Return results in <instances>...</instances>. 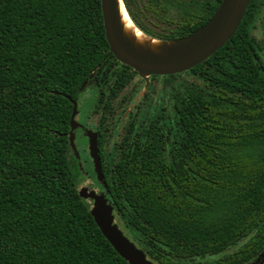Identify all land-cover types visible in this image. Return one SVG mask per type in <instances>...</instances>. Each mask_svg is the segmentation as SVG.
Segmentation results:
<instances>
[{
	"label": "trees",
	"instance_id": "trees-1",
	"mask_svg": "<svg viewBox=\"0 0 264 264\" xmlns=\"http://www.w3.org/2000/svg\"><path fill=\"white\" fill-rule=\"evenodd\" d=\"M140 1L123 0L145 29ZM147 2L167 25L151 33L170 41L220 0ZM136 76L109 51L100 0H0V264H128L79 195L85 180L154 264L264 254V0L202 63L146 85ZM87 90L103 182L84 137L79 158L69 143L71 99Z\"/></svg>",
	"mask_w": 264,
	"mask_h": 264
},
{
	"label": "water",
	"instance_id": "water-1",
	"mask_svg": "<svg viewBox=\"0 0 264 264\" xmlns=\"http://www.w3.org/2000/svg\"><path fill=\"white\" fill-rule=\"evenodd\" d=\"M249 1L220 0L213 14L199 28L179 39L162 40L164 44L160 53L137 47L124 35L119 23L118 11L119 3L125 8L123 0H100V6L109 51L117 61L131 67L138 76L144 78L146 85L150 75L163 76L182 73L210 57L236 32ZM86 82L82 84V87ZM71 102L72 111L68 136L70 146L75 156L79 158V152L74 142V129L80 125L76 120L78 113L77 98L71 99ZM86 135L94 173L97 180L103 182L104 175L100 162L98 133L88 129ZM79 195L84 199L91 200L90 213L95 223L114 250L128 264H154L146 257L145 252L127 237L118 226L115 221L114 207L104 192H96L95 189L84 186L80 189Z\"/></svg>",
	"mask_w": 264,
	"mask_h": 264
},
{
	"label": "flooded vegetation",
	"instance_id": "flooded-vegetation-1",
	"mask_svg": "<svg viewBox=\"0 0 264 264\" xmlns=\"http://www.w3.org/2000/svg\"><path fill=\"white\" fill-rule=\"evenodd\" d=\"M149 5H148V2H147V0H145V1H143V0H141L139 3H137V7L135 6L134 7V12L136 13V16L138 17V19L140 20V22L143 24V25H145L146 26V28L144 29V28H142L134 19H133V17H132V15L130 14V12L127 10V13H128V15L130 16V18H131V20L134 22V24L141 30V31H143L144 33H146L147 35H149V36H151V37H153V38H156V39H160L159 37H157V36H155V35H153L151 32L153 31V32H163L164 30H166L167 29V25L164 23V21H162V20H160L159 18H157V17H155L154 16V13H153V11L151 10V9H149V7H148ZM126 8V7H125ZM148 13V14H147ZM146 15H149V16H151L152 18H154L157 22H159V23H162L163 24V30H155L153 27H150L149 25H147L146 23H144L143 21H142V19L140 18L141 16L143 17V16H146ZM157 78H156V77ZM137 77V79H136V81L138 80L139 81V79H140V76H136ZM160 79V75H150L149 77H148V79L150 80V81H154V80H156V79ZM140 94V93H139ZM152 94H153V92H152ZM138 95V94H137ZM142 97V95H138V97H137V101L140 99ZM151 99H152V101H153V103H155V104H157L158 103V101L157 100H155L154 98H153V96L150 98V100L149 101H151ZM78 100V99H77ZM78 105V104H77ZM133 105L134 104H132V105H130L129 107H128V109H130L131 107H133ZM79 108H78V113H77V115H76V120L78 121V123L80 124V125H78L75 129H74V131H75V139H74V142H75V145H76V147H77V139L78 138H83L84 137V143L86 142L87 143V148H86V146H85V144H84V150L86 151V153L88 154V156L90 157V155H89V151H88V138H87V135L86 136H82L81 134V132L83 131V133L85 132V134H86V132H87V130L88 129H91V130H93V131H97V133H98V139H99V137H100V132H99V124H98V121H97V117H98V115H99V112L97 113V116L95 115V114H92V113H88L82 120L81 119H79L78 118V115H79ZM77 150H78V148H77ZM78 152H79V150H78ZM79 156H80V154H79ZM90 160H91V162H92V159H91V157H90ZM92 165H93V162H92ZM93 170H94V168H93ZM96 176V175H95ZM94 182L92 181V180H90L89 181V188L91 187V188H95L96 189V192H101L98 188H96L95 186H94V184H93Z\"/></svg>",
	"mask_w": 264,
	"mask_h": 264
},
{
	"label": "bare ground",
	"instance_id": "bare-ground-1",
	"mask_svg": "<svg viewBox=\"0 0 264 264\" xmlns=\"http://www.w3.org/2000/svg\"><path fill=\"white\" fill-rule=\"evenodd\" d=\"M119 23L123 29L124 35L129 38L137 47L147 48L156 53L162 51V40L153 38L141 31L131 20L124 6L119 3Z\"/></svg>",
	"mask_w": 264,
	"mask_h": 264
},
{
	"label": "rangeland",
	"instance_id": "rangeland-1",
	"mask_svg": "<svg viewBox=\"0 0 264 264\" xmlns=\"http://www.w3.org/2000/svg\"><path fill=\"white\" fill-rule=\"evenodd\" d=\"M145 1V0H143ZM148 14V13H147ZM142 19V21L144 23H146L147 25H149L150 27H153L155 30H163V24L157 22L154 18H152L149 15L146 16H141L140 17ZM257 31L259 32V29H257ZM260 34V32L258 33ZM260 36V35H259ZM137 77L134 78L133 83L134 84L136 82ZM131 86H129L130 89ZM94 102V98H93V92L91 90H87L86 92H84L83 94L80 95V97L77 100V104H78V108H79V115L78 118L79 119H83L90 111L91 106ZM86 148H87V143H84ZM89 181L90 180H85L84 183L81 186H88L89 187ZM95 189V188H94ZM96 190V189H95ZM115 221L117 222V220L115 219ZM118 223V222H117ZM118 226L121 228V230L124 232V234L128 236V233L126 231H124L121 227V224L118 223ZM130 238V237H129ZM249 264H264V254L261 255L259 257V259L255 262H251Z\"/></svg>",
	"mask_w": 264,
	"mask_h": 264
}]
</instances>
